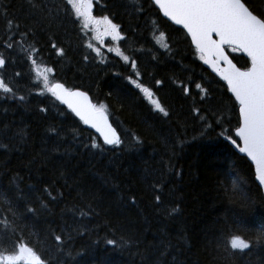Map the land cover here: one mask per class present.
<instances>
[{
	"label": "trees",
	"instance_id": "1",
	"mask_svg": "<svg viewBox=\"0 0 264 264\" xmlns=\"http://www.w3.org/2000/svg\"><path fill=\"white\" fill-rule=\"evenodd\" d=\"M242 2L264 14V0ZM92 5L123 39L97 43L66 0H0V56L10 61L0 79L15 95L0 91V259L16 264L24 242L45 264H264V199L216 126L238 124L226 86L149 0ZM55 82L103 104L120 144L103 145L56 101ZM231 238L249 249L234 252Z\"/></svg>",
	"mask_w": 264,
	"mask_h": 264
},
{
	"label": "snow or ice",
	"instance_id": "2",
	"mask_svg": "<svg viewBox=\"0 0 264 264\" xmlns=\"http://www.w3.org/2000/svg\"><path fill=\"white\" fill-rule=\"evenodd\" d=\"M153 3L162 11L164 17L186 30L195 48L199 51L203 63L210 64L213 70L227 83V90L238 105V124L234 133L231 129L226 130L222 122H216V126L220 129L221 138L230 143L239 153H243L244 145L249 142L250 134L264 125V14L256 13L242 0H153ZM91 9L92 0H66V12H70L77 20L83 18L85 27L93 19L90 15ZM104 19L107 20L106 17ZM107 22L110 25L112 38L123 39L118 31V26L110 20ZM225 45L233 51L245 54L249 66L244 69L237 67L225 55L223 47ZM4 47L11 49L12 44L9 43ZM123 59L128 61L129 58L124 56ZM221 62L226 67H220ZM9 63L7 58L0 56V71H6ZM131 67L133 69L137 67L135 61L131 62ZM45 79L47 78L45 77ZM157 83L159 84L160 81ZM136 87L151 100L157 112L164 117L169 116V112L160 101L153 99L152 91L140 84H137ZM196 87L199 88L200 85L197 84ZM0 91L15 99L13 88L6 84L4 79H0ZM49 91L57 101L66 105L85 125H91L96 132L100 133L103 136L104 144L113 147L120 144L119 138L110 129L103 104L97 107L95 103L91 102L86 92L67 89L62 83L52 85ZM7 98H9L8 95L5 96V99ZM20 99L23 100L24 97H20ZM197 119L207 124L203 115L198 116ZM105 129H109V132H106ZM201 131L203 134V125ZM92 147H97V145L94 144ZM258 182L260 184V181ZM0 195L3 194L0 193ZM0 227H8V225L4 224ZM55 239L59 242L61 237L56 236ZM113 243V240L108 241L109 245ZM229 246L234 252L238 249L241 253L250 247L248 242L236 238L230 239ZM15 247L16 256L20 257L16 260V264H30V261L21 255L23 250L32 254L36 264H45L37 251L27 243L18 242ZM0 264H6V262L0 259Z\"/></svg>",
	"mask_w": 264,
	"mask_h": 264
},
{
	"label": "water",
	"instance_id": "3",
	"mask_svg": "<svg viewBox=\"0 0 264 264\" xmlns=\"http://www.w3.org/2000/svg\"><path fill=\"white\" fill-rule=\"evenodd\" d=\"M150 3L153 5V7L158 11L159 15L161 16V18H163L165 21H167L170 25H172L173 27L180 29L188 38L191 46L196 50L197 54L200 55L199 51L195 48L194 43H192L191 41V37L186 33V30H183L180 26L175 25L172 21H170L168 18L163 16L162 11L159 10L158 7L154 6L153 0H149ZM215 38V37H214ZM224 47V52L225 55L228 56L229 59L230 56L228 55V53L226 52V49H228L229 47L227 45L223 46ZM239 54L244 57L245 59L248 58L246 57L245 54H243L242 52H239ZM232 60V59H231ZM249 62V61H248ZM234 63V62H233ZM201 64L202 66L209 72L211 73L214 77H216L218 80L222 81L224 83V85L226 86L227 89V83L225 81L222 80V78L219 76V74L213 70V68L211 67L210 64L206 65L203 63V60H201ZM220 67H226V65H224L222 62L220 64ZM59 82H55L52 83L50 85L47 86V90L49 91V88ZM66 88V87H65ZM73 91H84L82 89H71ZM50 92V91H49ZM86 92V91H84ZM51 93V92H50ZM87 93V92H86ZM228 93L230 94V96L232 97V99L234 100V97L232 96V94L228 91ZM88 94V93H87ZM89 95V94H88ZM90 97V96H89ZM56 100V99H55ZM91 100V99H90ZM57 101V100H56ZM59 102V101H58ZM92 102V101H91ZM60 103V102H59ZM61 104V103H60ZM64 108H66L78 121H80L82 123V125L88 130L90 131L103 145H105L106 147H113V146H109L104 144V140H103V136L96 132V130L94 128L91 127V125H85L83 123V121H81L79 119V117H76L74 113L71 112L70 109L67 108L66 105L61 104ZM237 105V104H236ZM237 112H238V105H237ZM105 114V113H104ZM106 116V115H105ZM107 117V116H106ZM108 119V118H107ZM108 124L110 125V129L111 131H114L116 134V137L119 138L118 132L115 130V128L111 125V123L108 120ZM106 132H109V129H105ZM238 139V138H237ZM234 149V148H233ZM234 151L244 157L248 163L251 165L252 169H253V174H254V181L257 184V186L259 187L262 197L264 199V125L258 127L257 129H255L251 134H250V138H249V142L247 144L244 145V152L243 153H239L237 150L234 149ZM260 181V184L259 182Z\"/></svg>",
	"mask_w": 264,
	"mask_h": 264
},
{
	"label": "flooded vegetation",
	"instance_id": "4",
	"mask_svg": "<svg viewBox=\"0 0 264 264\" xmlns=\"http://www.w3.org/2000/svg\"><path fill=\"white\" fill-rule=\"evenodd\" d=\"M92 10H93V8H92ZM92 10H91L90 15H91V17H92L93 19H91V20L88 22V24H89L90 26H94V32H95V34H97V32L102 34V28L100 27V23H97V19H95V18L93 17V15H92ZM103 28H107V26L105 25ZM109 31H110V27H108V28L106 29L105 37H109V35H110ZM248 63H249V62H248Z\"/></svg>",
	"mask_w": 264,
	"mask_h": 264
},
{
	"label": "rangeland",
	"instance_id": "5",
	"mask_svg": "<svg viewBox=\"0 0 264 264\" xmlns=\"http://www.w3.org/2000/svg\"><path fill=\"white\" fill-rule=\"evenodd\" d=\"M81 20L85 23V21H84L82 18H81ZM100 27L102 28V34L97 32L96 37H97V43L99 42V43L102 45L103 42H104V40L107 39V37H106V38L104 37V34H105V32H106V29H107L108 27H110V25L107 23V28H103L104 26L100 24ZM117 40H118V37H117ZM97 107H98V106H97ZM13 260H14V258H13Z\"/></svg>",
	"mask_w": 264,
	"mask_h": 264
}]
</instances>
